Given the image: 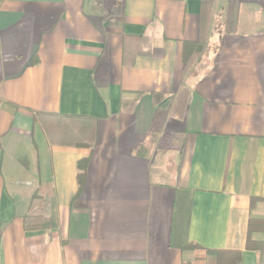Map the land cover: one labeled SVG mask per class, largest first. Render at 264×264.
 <instances>
[{
    "label": "crops",
    "instance_id": "1",
    "mask_svg": "<svg viewBox=\"0 0 264 264\" xmlns=\"http://www.w3.org/2000/svg\"><path fill=\"white\" fill-rule=\"evenodd\" d=\"M205 14L201 0H0V264L260 263L264 0ZM38 188L43 220L25 231Z\"/></svg>",
    "mask_w": 264,
    "mask_h": 264
},
{
    "label": "trees",
    "instance_id": "2",
    "mask_svg": "<svg viewBox=\"0 0 264 264\" xmlns=\"http://www.w3.org/2000/svg\"><path fill=\"white\" fill-rule=\"evenodd\" d=\"M211 2L212 0H201L202 11H205V13L207 12V14H205L206 20H208L207 18L209 17L208 12H209V7H211ZM207 24L208 23L206 22L204 26H206ZM207 41H208V34H203L200 28V38L198 39L197 42L193 44V49H194L193 57L195 56L194 57L195 60H198L201 53H203V51L206 49ZM191 59L192 56L190 59L184 60V70H183L184 76L195 73V64L193 63V61L191 62ZM186 92H187L186 87H183L178 97L183 98L186 95ZM36 114L40 117H44V116H49L52 118L62 117L64 119L80 118V117L73 118L72 116H58L55 114L43 113V112H36ZM82 166H83L82 163L79 162L78 167L82 169ZM82 174L83 173L80 172V174L78 175L80 182H81ZM42 203H43L42 190L38 188L31 195L28 205V210L26 214H24L23 216V224L25 231H34L40 228L43 220ZM194 246L195 245H193V247ZM263 251H264V246L261 255L263 254ZM207 252L209 255L213 257L215 264H233L239 255L238 252L227 251V250H208Z\"/></svg>",
    "mask_w": 264,
    "mask_h": 264
},
{
    "label": "built area",
    "instance_id": "3",
    "mask_svg": "<svg viewBox=\"0 0 264 264\" xmlns=\"http://www.w3.org/2000/svg\"><path fill=\"white\" fill-rule=\"evenodd\" d=\"M263 243H264V233H263ZM259 264H264V251H263L262 258Z\"/></svg>",
    "mask_w": 264,
    "mask_h": 264
}]
</instances>
